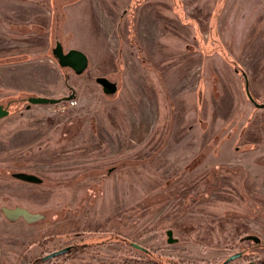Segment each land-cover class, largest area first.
Segmentation results:
<instances>
[{
    "label": "rangeland",
    "instance_id": "obj_1",
    "mask_svg": "<svg viewBox=\"0 0 264 264\" xmlns=\"http://www.w3.org/2000/svg\"><path fill=\"white\" fill-rule=\"evenodd\" d=\"M57 43L87 57L81 75ZM72 93L63 113L27 108ZM257 104L264 0H0V264L69 246L39 264H264ZM15 207L44 216L10 221Z\"/></svg>",
    "mask_w": 264,
    "mask_h": 264
},
{
    "label": "water",
    "instance_id": "obj_2",
    "mask_svg": "<svg viewBox=\"0 0 264 264\" xmlns=\"http://www.w3.org/2000/svg\"><path fill=\"white\" fill-rule=\"evenodd\" d=\"M52 55L54 59L57 61L58 65L61 68H68L73 71L75 75H81L88 66V59L87 57L78 50L71 49L67 52H64L62 46L57 43L52 51ZM244 79H246L245 74H243ZM95 82L102 88V91L106 95H113L116 91V85L109 81L107 78L104 77H98L95 79ZM246 97L250 100V102H253V99L248 91V87L246 86L245 89ZM74 98V94H70L67 97L61 98V99H51V98H45V97H38V96H30L26 99L28 106H43V105H57L62 101H68L72 100ZM256 108H264V104H257L255 105ZM9 114L8 108L4 107L3 105H0V120L7 117ZM14 178H16L19 181L25 182V183H31V184H40L41 180L33 175L29 174H23L18 173L13 175ZM3 215L10 221H14L17 219H23L26 223L31 224L39 221L43 216L40 214L31 213L28 210L21 208V207H15L13 209L10 208H2L1 209ZM167 241L171 242V232L167 231ZM254 242L258 243L259 239L257 237H253ZM131 246L135 249L141 250V251H147L146 249L140 247L139 245H136L134 243L131 244ZM69 248H64L59 251H55L45 257L42 258V261H48L56 256L65 254ZM241 253L234 254L230 257H228L222 264H227L236 258L240 257ZM254 264V263H250Z\"/></svg>",
    "mask_w": 264,
    "mask_h": 264
},
{
    "label": "flooded vegetation",
    "instance_id": "obj_3",
    "mask_svg": "<svg viewBox=\"0 0 264 264\" xmlns=\"http://www.w3.org/2000/svg\"><path fill=\"white\" fill-rule=\"evenodd\" d=\"M44 216V215H43ZM43 218V217H42ZM21 219V218H20ZM18 220V219H17ZM23 220V219H22ZM16 221V220H15ZM24 221V220H23ZM247 238V240H251V241H253L254 242V239H253V237L252 236H247L246 237ZM131 245V244H130ZM66 248H69V250L65 253V254H63V255H66L67 253H69L71 250H72V246H69V247H66ZM53 253V252H52ZM51 254V253H50ZM49 255V254H48ZM47 256V255H46ZM59 256H62V255H59ZM59 256H56V257H54V258H57V257H59ZM43 258V257H42ZM42 258H40V260H41V262H47V261H42ZM54 258H52V259H54ZM236 259H240L241 260V263L240 264H250V263H253V262H251L250 260H247V256H245L244 254H242L241 253V256L240 257H238V258H236ZM235 259V260H236ZM234 261V260H233ZM224 262V261H223ZM222 262V263H223ZM232 262V261H231ZM231 262H229V263H227V264H230ZM221 263V264H222Z\"/></svg>",
    "mask_w": 264,
    "mask_h": 264
},
{
    "label": "built area",
    "instance_id": "obj_4",
    "mask_svg": "<svg viewBox=\"0 0 264 264\" xmlns=\"http://www.w3.org/2000/svg\"><path fill=\"white\" fill-rule=\"evenodd\" d=\"M62 102H60L61 105H59V107H57L61 113L65 112L68 108H73L77 105L76 102L73 100L62 101Z\"/></svg>",
    "mask_w": 264,
    "mask_h": 264
},
{
    "label": "crops",
    "instance_id": "obj_5",
    "mask_svg": "<svg viewBox=\"0 0 264 264\" xmlns=\"http://www.w3.org/2000/svg\"><path fill=\"white\" fill-rule=\"evenodd\" d=\"M36 91H37V90H31L30 92H31V93H35L36 95L40 94V93H38V92H36ZM116 92H117V87H116V91H115V93H116ZM102 93H103V91H102ZM115 93H114V94H115ZM35 94H34V95H35ZM40 95H41V94H40ZM43 106H47V105H43ZM39 107L42 108V106H38V108H39ZM28 109H29V108H28ZM1 120H2V119H1Z\"/></svg>",
    "mask_w": 264,
    "mask_h": 264
},
{
    "label": "trees",
    "instance_id": "obj_6",
    "mask_svg": "<svg viewBox=\"0 0 264 264\" xmlns=\"http://www.w3.org/2000/svg\"><path fill=\"white\" fill-rule=\"evenodd\" d=\"M236 72H237V73H241V75H243V71H241V70H239V69H236ZM36 261H37V260H36ZM37 262H38V261H37ZM39 263H41V260L39 261ZM39 263H38V264H39ZM30 264H31V263H30ZM145 264H152V263L146 261Z\"/></svg>",
    "mask_w": 264,
    "mask_h": 264
}]
</instances>
